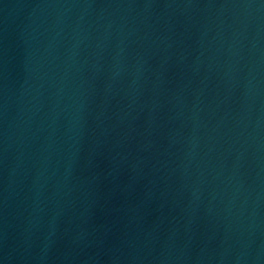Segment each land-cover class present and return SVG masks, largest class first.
<instances>
[{
    "label": "water",
    "instance_id": "obj_1",
    "mask_svg": "<svg viewBox=\"0 0 264 264\" xmlns=\"http://www.w3.org/2000/svg\"><path fill=\"white\" fill-rule=\"evenodd\" d=\"M0 264H264V0H0Z\"/></svg>",
    "mask_w": 264,
    "mask_h": 264
}]
</instances>
